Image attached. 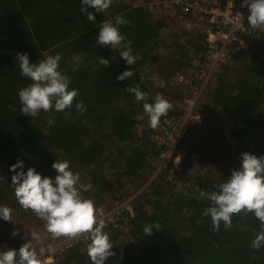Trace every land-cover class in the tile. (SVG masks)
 Instances as JSON below:
<instances>
[{"label":"trees","instance_id":"16d2710c","mask_svg":"<svg viewBox=\"0 0 264 264\" xmlns=\"http://www.w3.org/2000/svg\"><path fill=\"white\" fill-rule=\"evenodd\" d=\"M87 11L96 17L95 22L81 11V0H0V176L7 192H14L11 177L15 173L10 168L18 160L23 161L25 172L33 167L42 176L54 179L57 173L51 165L62 153L74 173L87 167L85 172L92 183L100 191H109L100 143L94 138L83 140L104 121L111 123L112 135L121 144L116 151L123 170L115 176L117 185L122 177L152 169L150 159L158 154V148L148 132L139 138L134 133L137 124L144 123L151 129L146 115L143 120L137 119L144 114V102H137L126 88L139 84L146 92L141 71L148 62L159 61L160 76L169 80L170 74L181 68L190 47L197 52L203 49L205 25L188 36L186 33L193 28L170 27L163 18H153L144 6L129 5L127 0H114L103 13L94 8ZM116 16L130 21V26L119 27L132 41L133 54L140 57L134 65H128L118 50L96 44L102 23L114 22ZM258 46L231 45L233 60L239 64L231 72H221L206 92L216 116L206 128L190 130L180 138L177 147L185 154L179 164L169 163L171 170L168 165L163 168L159 183L152 187L145 202L136 205L133 215L126 213V227H109L115 255L105 264H264V247L259 251L251 247L260 231L254 214L234 215L230 228L225 229L221 222L215 232L211 217L202 214L211 202L201 196V192L216 191V185L226 182L231 172L240 168L242 153L264 156V59ZM55 48L62 56L60 62L71 54L85 57L74 67H60L70 78L69 90L75 88L79 95L64 111L53 108L41 111L36 118L23 115L18 91L31 81L21 76L17 53H26L30 62L38 64L42 52ZM156 48L163 49L156 52ZM101 57L110 61L108 67L99 63ZM125 70H133L134 75L125 81L117 80ZM168 85L174 88L170 80ZM168 93L161 95L173 109L161 120L179 115L177 95L171 97ZM154 99L148 96L147 102L153 103ZM80 101L86 107L83 114L75 107ZM50 119L54 121L52 125L48 124ZM16 211L31 212L17 201ZM2 220L0 252L18 251L26 242L15 240L9 234V223ZM157 222L159 231L153 229V234L146 236L144 226ZM47 264L91 262L87 247L75 243L64 249L55 262Z\"/></svg>","mask_w":264,"mask_h":264},{"label":"clouds","instance_id":"9594fccd","mask_svg":"<svg viewBox=\"0 0 264 264\" xmlns=\"http://www.w3.org/2000/svg\"><path fill=\"white\" fill-rule=\"evenodd\" d=\"M113 3L114 0H81V11L87 13L89 21L95 22L96 17L87 9L94 8L97 13H103ZM242 7H247L250 12L247 17L248 26L253 30L264 29V0H243ZM125 24L130 26V21L122 16H116L114 22L105 20L99 29L96 44L118 50L120 56L131 66L140 57L133 54L132 41L120 31L119 26ZM17 57L21 76L31 81L18 91L23 115L36 118L41 111L47 112L54 108L61 112L72 107L79 92L75 88L69 90L70 78L60 71L62 56L59 53L47 56L38 64L30 62L26 53H17ZM99 63L108 67L110 61L101 57ZM133 75V70H125L116 79L125 81ZM126 91L134 94L137 102H144V114L138 115L137 119L143 120L146 115L152 129L159 127L161 118L166 117L173 109L172 103L161 94L155 96L153 103H148V94L141 90L139 84L127 87ZM75 107L81 114L86 111L83 101L76 103ZM53 123V120H48L49 125ZM51 167L57 173L54 179L42 176L33 167L25 172L23 161L18 160L17 164L12 165L10 171L15 174L11 177V185L14 187L16 201L26 211L30 210L47 221V231L53 237L84 236L90 241L87 255L91 264H105L109 257L115 255L112 251L114 244L105 231L107 222L97 215L95 202L82 196V190L88 191L91 186L81 183L79 173L71 170L68 160L57 159ZM17 168L21 170L17 172ZM215 187L217 190L211 193L201 192V196L211 202V206L202 214L211 217L213 231H219L221 222L225 229L230 228L234 215L254 214L259 221L260 231L252 240L251 247L259 251L264 247V156L242 153L240 168L233 170L226 182ZM0 219L12 221V209L0 206ZM153 229L159 231L160 224H147L143 232L146 236H151ZM17 234L18 232H13L12 236ZM31 236L33 240L40 239L37 233H32ZM0 264H43V261L27 241L18 251L7 249L0 252Z\"/></svg>","mask_w":264,"mask_h":264},{"label":"rangeland","instance_id":"374dc122","mask_svg":"<svg viewBox=\"0 0 264 264\" xmlns=\"http://www.w3.org/2000/svg\"><path fill=\"white\" fill-rule=\"evenodd\" d=\"M127 3L134 6L135 1L127 0ZM155 18L159 19V17ZM163 19L169 24L170 27H179L176 23L178 22V20H176L173 15L170 14L168 16H165ZM203 25L196 24L195 26H193V29L189 30L191 32H187L186 35L193 36L196 33L195 31L197 29L203 30ZM163 38L164 37L162 36L159 37L160 40H163ZM169 40L162 44H167ZM252 43L259 45L258 48L261 51L262 57L264 59V33L260 39L255 40ZM202 46L203 49L199 52L194 50V48L192 47L187 50V55L181 68L172 72L169 76V80L176 72H186L189 69L196 71L199 69V67H197L196 65L201 62L198 59L201 58V55L204 53L206 48V45ZM162 49L163 48H156L155 51L158 52ZM229 51L230 56L227 57L226 60H224L223 62H219L217 65L211 68L207 74L206 79L199 80L200 93L197 96L193 95L191 88L187 84H174V88H170V85H168V78L160 76L161 72L157 69L159 68V61L156 64L148 62L143 67L144 69L141 71L144 87L148 96L155 97L159 93L163 94L168 93L167 91H170V93H168L167 95L171 97L177 95V99H175V101L179 107V115L175 117V120L178 125L180 126L182 123H186L187 127L188 124L187 133H189L190 130L193 129L198 130L206 128L210 124L214 116H216L214 107L210 104L208 97L206 96L207 88L210 82L218 78V75L221 74V72H231L239 64L238 62L233 60V50L229 49ZM57 53V48L44 51L40 54L39 62L46 59L47 56H54ZM84 59L85 57L80 54H71L65 56L64 61L60 62V67L61 65L74 67ZM262 108L263 115L261 118L264 122V105H262ZM231 124L232 123L229 121V125ZM144 125V123L137 124L135 126L134 133L136 137L139 138L141 134H143L144 132H148V137L150 138L151 142L154 143L158 148V154L153 155L150 159L152 169L146 172L138 173L134 177H122L120 179V184L118 185L115 180V176L120 174L119 172L123 170V161L121 160V156L118 154V151H116L117 147L121 146V144L118 143L114 135H112L111 123L109 121H104L102 126L94 131L93 135L87 134L83 138V140L86 142H89L90 138L96 139L100 143L101 150L102 152H104L103 154H105L102 158V162L104 172H106L108 175L106 179L109 181V191H100L99 188L92 183L89 174L85 172L86 169L88 170L87 167H80V171H77V173H79L80 175L81 183L86 186H91L88 191L82 190V196L84 198L92 199L95 202L96 208L102 207L103 211L107 213L113 211L121 212L128 209L133 210L137 204L145 202L152 187L159 183V174L165 167L164 165H168V168H170L169 170H171V166L169 165V163L171 164V162H169V159L171 160L176 152L170 156V153L166 149L161 150V148H159L158 144L156 143V138L152 137L153 129H147V127ZM100 128H104L103 132L100 131ZM160 137H162V134L160 135ZM59 160H67L66 154L62 153ZM168 172L172 173L170 171ZM7 189L8 188L6 187V185H4L3 179L0 176V206H7L12 209V221L7 223H9L10 225V228L8 227V231L11 236L13 232H18L17 235L12 236L15 240H21L24 242L28 241L33 245V247L38 244L45 243L62 247H69L72 244L81 243L83 246L87 247L90 241L87 240L84 236H79L76 238L53 237L47 231V221L41 219L33 212H27L25 214L17 213L15 193L7 192ZM191 189H193V187ZM2 222L4 221L2 220ZM1 228L4 229L5 227L2 226ZM105 231L108 232L109 228H107V230ZM32 233H37L40 239L33 240L31 236Z\"/></svg>","mask_w":264,"mask_h":264},{"label":"built area","instance_id":"2783aa9c","mask_svg":"<svg viewBox=\"0 0 264 264\" xmlns=\"http://www.w3.org/2000/svg\"><path fill=\"white\" fill-rule=\"evenodd\" d=\"M134 6L142 5L153 18H164L173 15L182 29L189 30L196 24H204V53L198 60L201 61L198 70H187L176 72L170 81L177 84H187L194 96L200 93L199 80L206 79L211 68L229 57L231 45L244 46L261 38L264 29L253 30L247 24L250 14L247 7H242L243 0H134ZM188 124L180 126L175 117L164 118L159 127L153 129L152 137L161 150L166 149L173 155L172 166H177L179 159L185 154V150L178 148L177 143L183 135H188ZM162 134V137L160 135ZM180 158H179V157ZM192 156V155H191ZM171 158V157H170ZM166 166V165H164ZM134 210V209H133ZM133 210L113 211L107 213L102 207L97 208V215L107 222V228L126 227V213L133 215ZM67 247L54 244H38L34 246L35 251L43 264L53 263Z\"/></svg>","mask_w":264,"mask_h":264}]
</instances>
